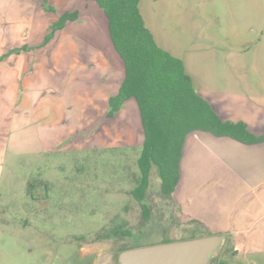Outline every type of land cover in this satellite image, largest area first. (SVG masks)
Segmentation results:
<instances>
[{
	"label": "rangeland",
	"instance_id": "rangeland-1",
	"mask_svg": "<svg viewBox=\"0 0 264 264\" xmlns=\"http://www.w3.org/2000/svg\"><path fill=\"white\" fill-rule=\"evenodd\" d=\"M1 2L8 37H0V54L10 53L0 60V98H9L10 156L1 192L0 264H121L125 246L215 233L225 240L206 264H228L234 253L264 264V186L260 199L240 180L219 174L239 157L220 146L224 138L191 133L188 138L203 142L188 146L184 181L171 199H161L155 174L145 201L154 219L143 218L129 193L144 139L140 110L130 99L108 116L125 69L95 1L50 0L51 11L43 0ZM143 6L159 40L187 51L192 65L212 62V47L228 53L227 74L249 67L245 82L253 88L246 93L201 86L223 114L224 98H264V0H143ZM74 10L78 18L43 43L51 24ZM256 127L264 130L262 123ZM195 201L200 212H224L229 230L217 232L196 219Z\"/></svg>",
	"mask_w": 264,
	"mask_h": 264
},
{
	"label": "trees",
	"instance_id": "trees-1",
	"mask_svg": "<svg viewBox=\"0 0 264 264\" xmlns=\"http://www.w3.org/2000/svg\"><path fill=\"white\" fill-rule=\"evenodd\" d=\"M93 1L105 12L112 43L124 61V78L109 98L108 116L116 115L130 99L136 100L140 110L144 139L137 159L139 174L129 193L141 203L143 218L149 222L154 219L153 206L145 201L154 175L159 178L160 198L171 199L181 178L185 143L191 133L204 131L245 144L264 142V134H255L242 120L219 115L196 88L185 61L159 44L142 13L141 0ZM43 6L53 10L50 0H43ZM78 16V10L63 12L51 24L43 43ZM124 232L132 236V232ZM170 241L174 239L163 240ZM129 248L125 246L121 252Z\"/></svg>",
	"mask_w": 264,
	"mask_h": 264
},
{
	"label": "crops",
	"instance_id": "crops-1",
	"mask_svg": "<svg viewBox=\"0 0 264 264\" xmlns=\"http://www.w3.org/2000/svg\"><path fill=\"white\" fill-rule=\"evenodd\" d=\"M4 3L0 0V37L4 36L7 38V34L5 31H8V28L4 26L8 23V18L3 14ZM141 10L146 19L147 25L153 31L157 41L161 46L165 49L169 50L174 55L182 58L185 61L187 71L192 75L196 88L202 93V85H216L219 86L220 89H223L225 92H235V93H246L251 88H249L248 83L245 80H249V67L244 68L245 73H230L231 65L228 59V53L221 54L218 50L215 51L214 48L211 49V57L213 58L212 62H199L196 65H192L189 61V53L183 50H177L174 47L168 46L162 43L157 35V29L154 25H152L147 17L143 6V0H141ZM197 42L193 44H189L190 47H195ZM177 50V51H176ZM10 53L9 50L6 52H2L0 54V60L4 57L8 56ZM221 56V57H220ZM248 61L244 57L242 58V64H245V61ZM242 65V66H243ZM264 65L261 62V96L264 97V92L262 90L263 77H264ZM244 67V66H243ZM225 70V74H221V70ZM242 68V71L244 70ZM8 70V68H7ZM233 70V69H232ZM241 72V71H239ZM250 85V83H249ZM203 94V93H202ZM204 95V94H203ZM213 105L214 109L219 113V115L226 120L233 121H244L248 124L251 131H253L257 135L264 134V130L261 131L259 127H256V124L264 125V98H224V111L226 114H223L222 111L216 106L214 100L212 98H208L204 95ZM212 135V134H211ZM213 137H216L213 135ZM216 138H224V141L220 144V146L224 147L229 152H235L239 157L235 160H228L227 164H225L224 169L219 171L221 176L227 177L229 175L236 180H240L243 184H245L251 192L258 193V196L261 199V187L264 186V142L255 143V144H245L230 137H216ZM193 139V140H192ZM201 140V141H200ZM203 138L199 136H194V138H188L185 143L184 155L181 162V178L179 184L176 188H179L180 184L184 181V163L186 159V155L188 152V146L191 142L200 143ZM210 143L216 144L215 141L210 139ZM217 145V144H216ZM9 156H10V107H9V98H0V213L4 214L3 211V197H2V189L5 184L6 177L9 175ZM227 157L226 159H228ZM175 191V193H176ZM233 198V197H232ZM2 202V203H1ZM195 201V211L193 216L199 221L203 222L209 229H212L217 232L228 231L229 227L227 226L228 219L225 213H217L212 214L211 211H198L197 204ZM201 206V204H200ZM261 222V227L264 228V211L261 213V218L259 219ZM219 234L220 233H215ZM223 240H225V236L222 234ZM219 262L225 263V260H220ZM258 261L255 259H248L240 256L239 254H232L229 259L228 264H256Z\"/></svg>",
	"mask_w": 264,
	"mask_h": 264
},
{
	"label": "water",
	"instance_id": "water-1",
	"mask_svg": "<svg viewBox=\"0 0 264 264\" xmlns=\"http://www.w3.org/2000/svg\"><path fill=\"white\" fill-rule=\"evenodd\" d=\"M223 236L212 234L123 250L121 264H206Z\"/></svg>",
	"mask_w": 264,
	"mask_h": 264
}]
</instances>
